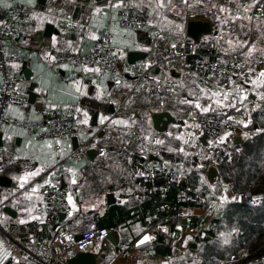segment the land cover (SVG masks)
I'll use <instances>...</instances> for the list:
<instances>
[{
    "label": "crops",
    "instance_id": "1",
    "mask_svg": "<svg viewBox=\"0 0 264 264\" xmlns=\"http://www.w3.org/2000/svg\"><path fill=\"white\" fill-rule=\"evenodd\" d=\"M4 2L27 7L31 12L28 37L17 45L7 44V50L12 56L19 54L23 58L22 62L11 61L10 71L15 76L28 78V83L20 85L21 90L27 92L31 84H36L33 91L36 98L33 103L29 99V106L25 108L10 107V115L20 126L11 125L3 130L1 152L13 163L1 176L5 177L8 185L0 186V264H37L21 249L12 254L14 242L48 239L62 227L76 233L99 228V224L112 221L108 214L115 209L122 212H117L120 224L116 228H106L119 233L120 243L117 247L105 242L99 245L94 252L98 255L99 264H195L197 251L189 249L176 256L173 249L181 238L183 219L204 216L207 214L205 211L185 208L178 217H172L170 210L159 206L153 216H147L149 221L156 219L151 226L134 223L124 214L123 207L132 210L129 217L142 212L144 208L140 207L147 194L143 192L144 178L137 163L143 154L123 136L129 135L143 147L153 148L155 155L164 160L152 141L153 131L156 130L151 118L156 112H168L181 123L170 125L166 132L178 130L179 134L173 135L179 139L180 146L185 141V145L198 154L207 151L211 144L201 143L203 134L195 123L189 121V114L236 119L241 116L242 110L257 109L262 99L261 91L264 90V77H260L259 73L264 70L254 68L224 85L196 71L191 59L156 60L154 50L160 48L167 37L176 41L186 38L189 20L209 19L218 27L219 35L203 39V44L197 46L200 53L210 54L211 59H224L232 53H243L248 58L264 56V39L259 40L264 32V11L259 16L254 14L259 2H263L264 8V0H228V3L224 0H194L191 3L187 0H162L165 7H158L161 0H123V6L119 8H111L110 0H45L44 3L32 0L31 4L28 0ZM50 7L52 12L48 11ZM96 7L101 8L100 13L95 12ZM221 7L226 11H220ZM6 9L0 7V20ZM123 9L144 14L147 26L142 30L121 26L116 19ZM33 13L44 17L43 22L33 18ZM66 21L79 24L83 33L78 35L60 27V23ZM48 25L54 30L46 34ZM105 31L109 32L112 44L119 49V56L126 61L118 72L102 74L93 71V68L73 66L51 69V63L59 58L91 50ZM52 37L57 40L55 47L51 43ZM253 44L255 50L249 54ZM132 51L147 55L135 66H130L127 56ZM214 92H219L220 96L213 97L211 94ZM225 93L227 99H224ZM217 99L222 101L220 105L215 102ZM81 103L89 105L78 106L80 111L76 109V136L80 141L94 136L92 147L102 151L94 160L72 153L76 151L72 142L62 143L61 152H56L52 141L40 139L38 131L22 126L38 121L36 113L44 104ZM196 103L210 110L202 112L195 107ZM111 104L115 107L114 114L109 111ZM85 112L86 124L83 123ZM176 114L183 115V120L178 119ZM102 117H106L103 122ZM110 130L120 135H114ZM183 152L184 161L176 163L182 168V177L196 170L202 162H198L196 155L191 158L195 152H185V149ZM164 163L169 164L166 160ZM38 170V175L20 179L25 173ZM44 185L59 187L66 195L67 208L57 218L56 230L50 223L51 216L40 195ZM109 194H113L115 200L108 202ZM69 195L72 204L68 201ZM7 208L17 214L19 221H23V227H10L14 219L5 212ZM188 231H195L197 237L200 232L190 227ZM144 236L150 239L140 243ZM161 242L171 248L170 255L154 254L153 248ZM193 242L194 239L188 237L183 246Z\"/></svg>",
    "mask_w": 264,
    "mask_h": 264
},
{
    "label": "built area",
    "instance_id": "2",
    "mask_svg": "<svg viewBox=\"0 0 264 264\" xmlns=\"http://www.w3.org/2000/svg\"><path fill=\"white\" fill-rule=\"evenodd\" d=\"M187 1L191 3L194 0ZM116 3L117 0H110V5H115ZM224 3H228V0H224ZM263 11V2H259L254 14L259 16ZM30 14L31 12L27 7L14 4L11 8L4 10L3 19L0 20V177L3 176L6 168L13 163L12 160L6 158L1 152L3 130L11 125L20 126L10 115L9 109L12 106L19 108L29 106L28 93L20 89V85L28 83V80L24 76L13 75L9 67L11 61L22 62L23 58L19 54L12 56L7 50V44L17 45V43L28 37V28L32 24ZM116 22L123 27L138 30L144 29L148 24L144 14L127 9L120 11ZM60 27L75 32L78 35L83 33V28L73 21L61 22ZM262 35L263 38L261 37L260 41L264 39V32ZM209 56L210 54L198 52L193 40L187 37L180 41L167 37L163 45L154 50L156 60L174 59L186 61L191 59L193 61V68L196 71L207 74L224 85L228 84L236 76L247 74L254 68L264 70V56L248 58L243 53H232L224 59H211ZM123 64H126V61L119 56V49L112 44L109 32L105 31L91 50L87 52L77 51L73 55L59 58L51 63L50 67L51 69H60L62 65H67L77 68H99V72L102 74H111L118 72ZM81 105L88 107L89 104H44L36 113L39 120L31 124H23L22 126L38 131L40 139L52 141L55 151L61 152L62 143H70L76 136V109ZM101 111L106 112L103 109ZM189 118L198 125V130L207 136L208 142H212L211 146L218 145L221 137H224L223 141L227 146L235 144V130L242 128L230 119L218 115L194 116L193 114H189ZM104 129L107 130L108 128ZM242 130L243 138L245 136H254L252 130H244L243 128ZM110 131L114 135H120L119 132ZM225 133H228V135L225 136ZM246 133L247 135H245ZM123 137L128 139L143 154L142 159L137 163L146 182L144 194L165 196L170 190V181L162 184L157 183V181L166 177L170 179L182 178L181 166L179 164L165 163L161 165L151 161L150 155L156 154L153 148L152 150L151 148L143 147L129 135H124ZM93 143L94 141H82L79 149L72 151V153L84 155V150L89 148V146L92 147ZM196 143L200 146L199 140ZM211 163H214V159L211 160ZM40 195L51 217H56L66 210V195L61 188L44 185L40 190ZM254 198H256L255 203L261 201L259 197ZM254 198L243 197L242 202L253 203ZM179 205L181 207H178ZM183 205H188V198L184 192H179L175 206L164 204L161 206V209H174L176 214L172 217H178V214L185 208ZM219 205V202H213L199 208L207 214L189 217V227L197 230L196 224H201L205 219L219 214ZM186 208L192 207L188 206ZM111 233L112 231L108 228H93L82 233H76L66 227H62L48 239L40 238L34 241H23L22 243L14 242L11 252L14 254L18 249H21L36 261L37 264H70L79 254L94 253L96 248L105 242Z\"/></svg>",
    "mask_w": 264,
    "mask_h": 264
},
{
    "label": "trees",
    "instance_id": "3",
    "mask_svg": "<svg viewBox=\"0 0 264 264\" xmlns=\"http://www.w3.org/2000/svg\"><path fill=\"white\" fill-rule=\"evenodd\" d=\"M170 89L173 90V88ZM177 89L179 88L175 90ZM261 92L262 99L257 109L242 110L241 116L230 119L244 130H252L253 137L245 136L240 145L227 146L223 141L216 146H210L206 149L208 158L202 161L196 170L185 174L180 179L169 177L159 179L157 181L159 184L170 181L169 192L163 197L147 194L140 207L144 209L136 216L129 217L132 210L122 208L130 221L143 226H151L156 219L149 221L147 216H153L159 206L164 204L175 206L179 192H184L188 198V205H183V207L192 208H201L230 195L218 218L212 219L208 226H205V220L201 224H196L195 227L200 232L190 247L191 252H198L194 260L195 264H264V90ZM176 117L183 120L184 116L177 115ZM255 124H257V129L254 127ZM171 131L174 130L158 135L160 140L163 137V143H161L164 146L161 148L163 158V154L167 152L165 146L172 149L180 146L179 139L177 140ZM153 133L158 134L156 131ZM213 159L212 164L210 161ZM164 160L168 161L165 158ZM170 160L172 162L168 161L169 164L179 163V161ZM211 165H214L220 173V180L215 184H210L206 178ZM184 178L188 180L190 191L182 187ZM144 183L146 185L145 179ZM243 197H259L261 201L245 203L242 202ZM170 211L172 216L176 214L174 209ZM117 212L122 213L120 209L111 210L108 216L112 221L108 224H99V228L107 226L116 228V225L120 224L118 220L120 216ZM221 233L224 235L222 236ZM225 239L228 243H224ZM153 249L157 256H167L172 251L170 247L164 246V242Z\"/></svg>",
    "mask_w": 264,
    "mask_h": 264
},
{
    "label": "water",
    "instance_id": "4",
    "mask_svg": "<svg viewBox=\"0 0 264 264\" xmlns=\"http://www.w3.org/2000/svg\"><path fill=\"white\" fill-rule=\"evenodd\" d=\"M41 3H44L45 0H39ZM54 30L53 26L48 25L46 28L45 33L49 34L51 31ZM219 30L218 27L209 19H192L187 22L186 25V37L193 40L194 44L197 46H201L203 44V39L206 37H218ZM145 52L141 51H132L128 54V65L135 66V64L140 61L144 60L146 57ZM174 75V72H172ZM28 80V78H26ZM36 87V84L33 83L29 87V90L27 91L29 95L30 102L33 103L36 94L33 92L34 88ZM115 107L111 104L109 107V111L114 114ZM152 126L153 129L156 130L159 133H164L169 129L170 125H176L181 122H179L175 117H173L168 112H156L152 115ZM255 129H257V124H255ZM94 136L84 140L87 142H91L93 140ZM200 141L202 144L208 145V139L206 135H203L200 138ZM243 141V130L242 128H237L235 130V139L234 143L236 145H240ZM82 141L75 136L72 140V144L75 150H78L80 147ZM102 151L98 150L96 148H93L89 146L86 150H84V155L87 156L89 159L94 160L97 156L101 155ZM150 160L157 162L159 164H164V160H162L160 157L156 156L155 154L150 155ZM207 179L211 184H215L217 181L220 180V173L218 169L211 165L207 171ZM8 185L7 180L5 177H0V186H6ZM183 189L190 191L191 187L188 184V180L184 179L182 182ZM115 200L113 194L108 195V202H111V200ZM7 214H9L13 219L14 223L9 224L11 228H21L23 225H21V221L17 218V214L13 212V210L7 208L5 210ZM62 214H59L56 217H51V225H53V229L56 230V220L57 218H60ZM189 220L188 218L183 219L182 221V231H181V238L178 240V242L175 244L173 252L174 255L179 256L182 252H185L186 250H189L191 247V244H189L187 247H184V242L188 237H191L195 239L197 237V233L195 231L189 232ZM105 243L110 244L114 247L119 246L120 243V236L118 232H112L108 237ZM105 259V257H103ZM70 264H99L98 262V255L95 253H87V254H79L76 258H74Z\"/></svg>",
    "mask_w": 264,
    "mask_h": 264
},
{
    "label": "snow or ice",
    "instance_id": "5",
    "mask_svg": "<svg viewBox=\"0 0 264 264\" xmlns=\"http://www.w3.org/2000/svg\"><path fill=\"white\" fill-rule=\"evenodd\" d=\"M28 2H29V4H31V3H32V0H28ZM110 6L113 7V8H119V7H122V6H123V0H117V3H116L115 5H110ZM0 7L11 8L12 5H11V4H8V3H6V2H4V0H0ZM158 7H165V5L162 3V0H161L160 3H158ZM48 11H49V12H52L53 9L50 7V8L48 9ZM61 11H62V9H61ZM220 11L223 12V11H226V9L223 8V7H221V8H220ZM95 12H96V13H100V12H101V8H100V7H96V8H95ZM33 18H37V19H39V20L41 21V23L43 22V19H44V17H42V16H38L36 13H33ZM235 18H236V17H233V19H235ZM223 22L226 23L227 21H223ZM93 38H95V37H93ZM205 39H207V38H205ZM51 43H52V46L55 47V45H56V43H57L56 37H52ZM228 43L231 44L232 42L229 40ZM244 43H247V42H244ZM241 46H243V45H241ZM173 47H175V45H173ZM254 50H255V45L253 44V46H252L251 48H249V54H251V52L254 51ZM46 55H47V54H46ZM51 58H52V59H55V57H51ZM62 67H67V65H62ZM86 70H87V69H86ZM93 71L99 72V68H97V69H93ZM259 76H260V77H264V71H261V72L259 73ZM254 83H255V81H254ZM77 90L79 91V89H77ZM37 91H39V89H37ZM201 91L203 92V91H205V89H201ZM211 95H212L213 97H219V96H220V93H219V92H214V93H212ZM224 99H227V93L224 94ZM183 102H184V103H191V101H183ZM215 102L217 103V105H220V104L222 103V101L219 100V99H217ZM225 106H228V105H225ZM195 107L201 109L202 112H207V111L210 110L209 107H203V106L200 105L199 103H196ZM77 111H80V109H77ZM84 115H85V119H84L83 123L86 124V123L88 122V121H87V112H85ZM104 119H106V117H102V118H101V122H103ZM114 123H126V122H124V121H114ZM196 126L198 127V125H196ZM227 135H228V133H225V136H227ZM245 135H247V133H246ZM220 139H221V141H223L224 137H221ZM156 142H157V143H163V141H159V140L156 141ZM209 143L211 144L212 142L210 141ZM170 150H171V149H170ZM180 151H183V149H180ZM69 171H72V170L69 169ZM38 174H39V170L36 171V172H27V173H25V176H24V177H21L20 179H21V180H24V179L27 178V177L35 176V175H38ZM46 182H47V181H46ZM73 182H75V181H73ZM21 186H23V185H21ZM33 191H35V189H33ZM222 199H226V198H222ZM233 199H235V197H233ZM68 201H69L70 204H72V197H71V195L68 196ZM255 202H256V198L253 199V203H255ZM73 207H75L74 204H73ZM69 215H71V213H69ZM21 223H23V221H21ZM221 235L223 236L224 234L221 233ZM149 239H150V237H148V236H144L143 240L140 241V243H143L144 241H147V240H149ZM224 243H228V240L225 239V240H224ZM5 255H8V254L5 253Z\"/></svg>",
    "mask_w": 264,
    "mask_h": 264
},
{
    "label": "rangeland",
    "instance_id": "6",
    "mask_svg": "<svg viewBox=\"0 0 264 264\" xmlns=\"http://www.w3.org/2000/svg\"><path fill=\"white\" fill-rule=\"evenodd\" d=\"M257 105V104H256ZM258 106V105H257ZM256 106V107H257ZM252 109V108H251ZM254 109V108H253ZM248 110H249V108H248ZM189 118V117H188ZM189 121H191V123H194L193 122V120H189ZM178 130H176V131H171V134H179V132H177ZM152 135V134H151ZM160 138V136H158V135H152V141L154 142V145H156V146H158L156 149H159V153L161 154V148H164V146H162V144L161 143H157L156 141H162V139H163V137H161V140L159 139ZM154 139V140H153ZM187 143V142H186ZM173 144V143H172ZM172 144H170V145H172ZM169 145V146H170ZM175 145V144H174ZM182 145L185 147H183V146H178V148L176 149V148H171V147H169V148H166V146H165V150L167 151V152H165L163 155H164V158L165 159H167L168 161H170V162H172L170 159H172V160H174V161H179V162H183L184 161V157H183V151H184V149H185V152H188V150H190V151H192L193 153L195 152L194 150H192L190 147H188V146H186L185 145V141H183V143H182ZM183 147V148H182ZM197 148V147H196ZM171 149V150H170ZM180 149H183V151H180ZM197 149H199V148H197ZM206 152L207 151H202V152H199L198 154H196L197 152H195V154L193 155H191V158H194L195 157V155H196V159H198V162L199 161H204L205 159H207L208 157V155L206 154ZM171 157V158H170ZM211 162V161H210ZM174 163H176V162H174ZM210 183V182H209ZM211 184V183H210ZM226 199H223V200H220V201H218L219 203H220V205H219V214H217V215H215V216H213L212 218L211 217H209V218H207V219H205V226H208L209 225V223L212 221V219L214 218H218L219 217V215L221 214V211H222V209H223V206H224V203L226 202V201H228V199L230 198V195H227L226 197H225ZM186 208V207H185ZM184 208V209H185ZM200 214V213H199Z\"/></svg>",
    "mask_w": 264,
    "mask_h": 264
}]
</instances>
